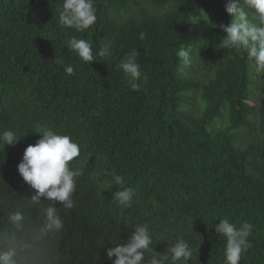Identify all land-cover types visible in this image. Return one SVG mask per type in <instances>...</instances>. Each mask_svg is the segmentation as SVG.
Returning <instances> with one entry per match:
<instances>
[{
	"label": "trees",
	"instance_id": "obj_1",
	"mask_svg": "<svg viewBox=\"0 0 264 264\" xmlns=\"http://www.w3.org/2000/svg\"><path fill=\"white\" fill-rule=\"evenodd\" d=\"M229 2L96 0L97 22L80 33L58 23L63 0H0V132L37 141L45 127L70 135L97 171L77 188L73 209L56 204L64 229L52 264H112L107 249L126 243L142 210L158 203L177 215L160 224L165 235L153 240L159 252L183 236L195 264H224L225 241L213 226L227 217L238 227L254 225L240 264H264V72L221 43L218 25L233 19ZM200 11L207 22L193 24L189 13ZM73 36L90 41L94 55L102 48L109 54L84 63L67 48ZM181 46L188 61L177 56ZM132 49L147 77L139 91L118 67ZM67 64L75 75L64 72ZM190 94L202 108L192 110ZM253 116L258 139L242 143ZM16 147L0 144L5 210L30 204L34 194L18 172L23 154ZM122 187L135 190L130 207L112 199Z\"/></svg>",
	"mask_w": 264,
	"mask_h": 264
},
{
	"label": "clouds",
	"instance_id": "obj_2",
	"mask_svg": "<svg viewBox=\"0 0 264 264\" xmlns=\"http://www.w3.org/2000/svg\"><path fill=\"white\" fill-rule=\"evenodd\" d=\"M225 8L233 19L228 24L218 25L225 33L221 43L242 57L246 55L247 61L258 73L264 72V0H230ZM200 13V16L189 13L193 24H199L201 19L207 22L205 12ZM96 22V0H63L58 21L61 26L83 33ZM211 26L217 27L212 23ZM146 36L147 33L141 32L139 39L143 41ZM67 48L87 64L94 62L97 55L104 59L109 54L102 48L94 55L92 43L75 36L67 41ZM139 55L137 49H132L118 65L133 91L140 90L138 81L147 79L137 63ZM177 56L188 61L190 51L181 46ZM56 63L63 65L62 59H56ZM64 72L73 76L76 68L67 64L64 65ZM37 132L41 134L38 141L31 136L19 140L12 130L0 132L3 148L6 145L17 146L14 151L23 154L17 166L18 172L34 192L28 199L30 204L25 203L23 207L5 210L4 202L0 200V264H52L53 247L64 229V219L56 204L59 203L65 211L73 209L77 188L97 173L89 150L83 151L70 135L47 127ZM110 175L115 184L124 185L123 176L114 172ZM134 195L133 188L122 187L113 193L112 199L119 205L130 207ZM42 198L51 204L46 205ZM168 210L162 212L159 203L152 209H143L145 216L140 221L141 225L129 232L126 243H118L107 249V259L112 264H195L193 249L183 236L173 244H167L163 251L159 252L153 247L154 238L158 242L165 235L159 231L160 224L170 225L177 219L172 206ZM213 227L219 239L223 237L225 241L224 264H240L242 255L253 246L249 237L254 225L244 221L238 227L225 217Z\"/></svg>",
	"mask_w": 264,
	"mask_h": 264
},
{
	"label": "rangeland",
	"instance_id": "obj_3",
	"mask_svg": "<svg viewBox=\"0 0 264 264\" xmlns=\"http://www.w3.org/2000/svg\"><path fill=\"white\" fill-rule=\"evenodd\" d=\"M193 41V40H191ZM194 49H192L193 52ZM197 70H199V67H195ZM251 69L253 70V68L251 67ZM253 92L256 93V91L253 89ZM190 101L192 103H190V106L192 108V110H197L202 108V102L200 101V97L196 94H190ZM251 106H255L258 107V103L255 101H250ZM188 108V107H187ZM189 109V108H188ZM251 121H252V126L253 129L252 131H248V130H242L240 132V136H241V142L242 143H248L250 141H255L258 139V124H257V119L255 118V116L251 117ZM220 122V121H219Z\"/></svg>",
	"mask_w": 264,
	"mask_h": 264
}]
</instances>
